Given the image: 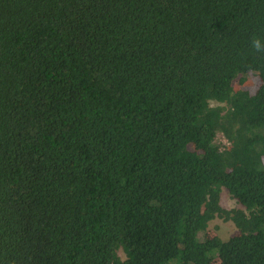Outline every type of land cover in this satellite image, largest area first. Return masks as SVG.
Returning <instances> with one entry per match:
<instances>
[{"label":"trees","instance_id":"obj_1","mask_svg":"<svg viewBox=\"0 0 264 264\" xmlns=\"http://www.w3.org/2000/svg\"><path fill=\"white\" fill-rule=\"evenodd\" d=\"M253 37L264 0H0V264H264Z\"/></svg>","mask_w":264,"mask_h":264},{"label":"rangeland","instance_id":"obj_2","mask_svg":"<svg viewBox=\"0 0 264 264\" xmlns=\"http://www.w3.org/2000/svg\"><path fill=\"white\" fill-rule=\"evenodd\" d=\"M259 86V78L252 74V73H245L241 75H237L233 79L232 83V98L234 97V93H236L239 90H242L244 92H247L248 94H253V92L257 89ZM211 105H216L215 102H210ZM225 107H232L229 103H223L221 104ZM215 141L220 145V147H229L231 145L230 142L226 141L223 137V134L220 132H217L215 135ZM220 205L223 208L230 209L234 207H241L238 205L236 200L231 197L229 192L226 188H222L220 192ZM236 233V227L230 220H224L222 218H214L211 220L208 224V227L206 229V236L207 237H213L217 236L223 240L228 239L232 235ZM119 257L121 259L124 258V255L121 251H119ZM213 264H221L219 258H215L213 261Z\"/></svg>","mask_w":264,"mask_h":264},{"label":"clouds","instance_id":"obj_3","mask_svg":"<svg viewBox=\"0 0 264 264\" xmlns=\"http://www.w3.org/2000/svg\"><path fill=\"white\" fill-rule=\"evenodd\" d=\"M251 48L256 52H264V41L259 37H253L251 40Z\"/></svg>","mask_w":264,"mask_h":264},{"label":"built area","instance_id":"obj_4","mask_svg":"<svg viewBox=\"0 0 264 264\" xmlns=\"http://www.w3.org/2000/svg\"><path fill=\"white\" fill-rule=\"evenodd\" d=\"M226 140V139H225ZM227 141V140H226Z\"/></svg>","mask_w":264,"mask_h":264}]
</instances>
